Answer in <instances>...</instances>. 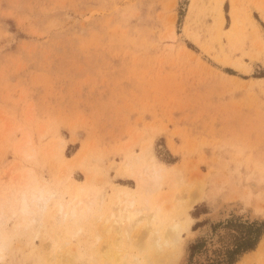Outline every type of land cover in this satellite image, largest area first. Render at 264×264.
I'll return each mask as SVG.
<instances>
[{
    "label": "rangeland",
    "instance_id": "1",
    "mask_svg": "<svg viewBox=\"0 0 264 264\" xmlns=\"http://www.w3.org/2000/svg\"><path fill=\"white\" fill-rule=\"evenodd\" d=\"M0 264H264V0H0Z\"/></svg>",
    "mask_w": 264,
    "mask_h": 264
},
{
    "label": "bare ground",
    "instance_id": "2",
    "mask_svg": "<svg viewBox=\"0 0 264 264\" xmlns=\"http://www.w3.org/2000/svg\"><path fill=\"white\" fill-rule=\"evenodd\" d=\"M232 16H233V14H232ZM240 68H242L245 73H248L251 70V67L240 66ZM122 173L128 178H131L134 175L133 171L131 170L130 166L127 163L123 166ZM144 175H146V177H144L143 175H139L136 178L138 188H142V187L146 186L147 181H148V186L149 185L157 186V184L159 183V180L161 178L159 168L151 169L148 174L146 172H144ZM118 193L120 194V192H118ZM116 200H117V203L114 204L115 207L113 208L115 211H113L110 214V217L113 219V224L117 227L121 226L123 223H126L130 226L134 225L137 222V217H136L137 212L132 211L133 202L128 200L127 198L121 200L119 198V195H117ZM72 201L75 202V205H73L68 211L70 213L69 215L71 216V218H73L77 212H79L80 214H83L84 211H86L87 207H86L85 203H82V201L78 198L77 193H75L73 195ZM41 202H42V204H41ZM43 202H44V200H43L40 193L36 194V195L30 194V201H28L24 197V194H22L21 199H20V203H19V210L21 213L30 214V213H32L30 208L33 206V204L36 203L38 205V207L41 209V211H43L45 209ZM78 206H81V207H80V209L77 210ZM64 209L65 208L62 204H59L57 206V209H56L57 213H59V215L63 219L66 216L65 214H67L66 212L64 213ZM172 228L174 230H176L177 226L174 225V226H172ZM211 240H212V238H211ZM213 241H214V243H211L213 245L212 249L217 247V243H218L217 242L218 240L217 239L215 240V238ZM199 260H203V258L200 256Z\"/></svg>",
    "mask_w": 264,
    "mask_h": 264
}]
</instances>
